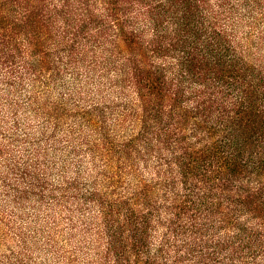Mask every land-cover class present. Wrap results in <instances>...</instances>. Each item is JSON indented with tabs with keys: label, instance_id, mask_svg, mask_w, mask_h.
Listing matches in <instances>:
<instances>
[{
	"label": "trees",
	"instance_id": "16d2710c",
	"mask_svg": "<svg viewBox=\"0 0 264 264\" xmlns=\"http://www.w3.org/2000/svg\"><path fill=\"white\" fill-rule=\"evenodd\" d=\"M0 264H264V0H0Z\"/></svg>",
	"mask_w": 264,
	"mask_h": 264
}]
</instances>
